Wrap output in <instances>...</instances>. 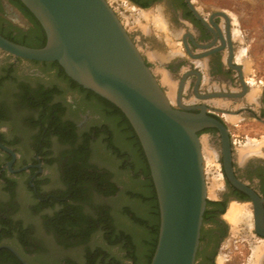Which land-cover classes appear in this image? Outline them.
<instances>
[{"label":"flooded vegetation","instance_id":"flooded-vegetation-1","mask_svg":"<svg viewBox=\"0 0 264 264\" xmlns=\"http://www.w3.org/2000/svg\"><path fill=\"white\" fill-rule=\"evenodd\" d=\"M128 1L143 9L140 11L162 10L168 22L169 32L160 29L156 32L153 28L146 30L145 25L143 28L135 26V31L126 28L166 92L160 74L163 78L167 75L173 79L170 86L174 95L173 100L170 99L175 107L179 108L180 101L187 107H193L192 111L198 112L199 107L205 105L207 112L222 120L226 126L227 120L220 113L231 115L229 117L231 121L242 118L264 126V82L253 88V82L246 78L243 63L237 60L241 53L242 56L246 55V48L241 45L243 34L237 31L230 10L223 6L224 0ZM21 2L0 0L2 35H11L15 39L29 38L33 35L32 28L27 23V17L29 18L31 14ZM148 8L155 9L145 10ZM155 47L164 53L159 51L154 53L152 49ZM169 51L172 54L168 53ZM166 52L169 55H166ZM157 53L170 57L161 61ZM31 62L53 61L24 59L0 48V67L13 64L24 69L25 77L20 83L22 86L19 90L29 109L33 110L36 103L44 104L46 107L50 100H46L47 91H42L43 93L40 91L38 94L34 91L36 88L44 90L47 85L34 80L41 74L35 68L26 66V63ZM155 65L160 68V73ZM4 83L0 75V188L16 189L20 180L26 176L28 185L37 195V199L40 202H49L48 195L52 194L48 193L45 196L40 194L39 180L45 173L43 150L46 148L47 140L54 138L52 137L54 133L45 125L42 126L39 135L33 130L30 141H33L36 135L39 147L35 148L33 157L26 158L24 152L18 148L25 138L16 132L11 124L14 110L4 101ZM60 117L64 119L63 115ZM81 117V121L75 124L76 130L93 115L86 112L81 114ZM208 132L215 133H210L209 138L216 136L218 140L220 139L215 128L204 129L200 134ZM251 142L262 144L263 140ZM231 145L235 176L259 195L264 208V152L258 155L261 148L259 147L258 151L254 152L256 154L252 153L254 155L242 158L237 155L232 139ZM220 160L221 187L208 197L195 264H253L258 253V263L264 264V234L257 228L254 202L249 194L231 183L226 175L221 155ZM235 204L243 207V213L251 214L249 221L229 218L230 209ZM260 229L264 231V227ZM32 236L31 228L27 227L24 221H19L15 205L4 202L0 196V264H31L25 248L31 245ZM20 242L26 247L21 246ZM257 247H261L262 252L259 249L256 252Z\"/></svg>","mask_w":264,"mask_h":264},{"label":"rangeland","instance_id":"rangeland-1","mask_svg":"<svg viewBox=\"0 0 264 264\" xmlns=\"http://www.w3.org/2000/svg\"><path fill=\"white\" fill-rule=\"evenodd\" d=\"M108 1L117 11L125 26L131 31H135V26L143 28L145 25L146 29L153 28L157 32L158 27L155 28L156 25L152 20L145 16L146 12L149 11H140L143 9L128 0ZM223 6L230 10L237 31L243 34L241 45L246 48V55L242 56L241 53L237 60L243 63L247 80L253 82V88H257L264 82V0H224ZM151 9L155 8L145 10ZM21 18L25 21L23 17ZM27 23L33 31L30 38L37 37L38 30L31 16L27 17ZM152 51L161 52L162 50L155 47ZM26 66L38 70L41 75L36 76L34 80L47 85L44 90L36 88L34 91L37 94L40 91L50 93L48 108H46L47 106L44 107V104L36 103L35 109H29L28 103L21 97L20 91L22 86L20 83L25 77L24 69L15 67L13 64H5L0 67V75L5 82L3 85L4 101L14 110L11 124L16 132L25 138L26 142L19 144L18 148L24 152L26 158L33 157L35 148L39 147L36 135L42 131L43 125L54 133L52 136L54 138L47 140L46 148L43 150L45 173L39 180L40 194L45 196L51 193L52 195H48L50 197L49 202H40L37 195L29 187L25 176L23 180H20L16 189L0 188V196L4 202H11L15 205L19 221H24L26 226L32 230L31 245L26 247L20 242L21 246L26 247L25 250L26 253L28 252L27 256L31 264H84L88 252L98 248L108 252L110 258L116 257L122 264H144L146 258L144 255L138 259V263H135L134 259L128 256V252L122 244L111 242L100 221L101 209L104 208L110 212L113 225L118 231L123 230L131 233L137 243L147 237L146 228L135 222L126 210L132 209L140 214L145 212L146 208L151 209V206H149L150 203L144 202L143 199L134 195L135 192L148 190V185L144 180L143 161L139 149L131 133L127 130L122 117L114 114L98 97L75 86L52 62H31L26 63ZM155 67L160 73V68L156 65ZM160 77L167 92L170 91L173 94L174 91L170 86L173 79L169 78L170 81L167 83L162 74ZM48 93L46 94L48 95ZM40 99L42 100V98ZM52 108L58 110L55 115L59 118L57 124H54L55 118L51 117ZM86 112H89L93 117L87 119L82 127L76 130L75 124L81 121V114ZM220 114L227 120L237 155H240V149L245 147L248 142L254 143L251 141L256 142V140H263L262 144L259 143L261 148L260 153L257 154L260 155L264 152L263 125L242 118L231 121L229 120L231 115ZM61 115L64 119H61ZM67 124L75 125L78 143H81L85 138L88 139L90 170H95L106 177L103 188L97 187L98 182L85 186L88 196L86 202H83L82 199L78 202L75 201L83 206L85 213L91 215L98 222L84 242L76 239L67 241L60 232L62 229L60 222L57 223L60 218L58 213L63 209L61 201L66 203L68 200V197L60 195L68 191L69 188L65 165L72 146L63 141L58 134V130L63 129V126ZM33 130H35L36 135H34L33 141H30ZM210 133L215 134L208 132L203 133V136L210 135ZM109 137L119 148V152L111 147ZM208 139L213 147L220 150L221 144L218 137L212 136ZM121 152L124 153L125 157L121 155ZM204 164L210 190L213 175L217 174L219 177L222 175L220 156L218 160H214L213 165L209 164L207 159H205ZM113 184L118 188L117 191L106 193L107 187ZM209 194L212 195L210 191ZM97 264H102V262L98 260Z\"/></svg>","mask_w":264,"mask_h":264},{"label":"water","instance_id":"water-1","mask_svg":"<svg viewBox=\"0 0 264 264\" xmlns=\"http://www.w3.org/2000/svg\"><path fill=\"white\" fill-rule=\"evenodd\" d=\"M42 25L46 43L32 47L0 33V48L24 59L57 61L85 89L115 104L133 126L149 163L160 210L150 264H195L209 197L200 131L220 136L227 177L250 195L264 231L262 199L234 174L229 128L201 105L175 107L108 0H21ZM209 138V135H206ZM1 143V142H0Z\"/></svg>","mask_w":264,"mask_h":264},{"label":"trees","instance_id":"trees-1","mask_svg":"<svg viewBox=\"0 0 264 264\" xmlns=\"http://www.w3.org/2000/svg\"><path fill=\"white\" fill-rule=\"evenodd\" d=\"M21 2V0H18ZM22 3V2H21ZM23 4V3H22ZM25 6V5H24ZM28 12L31 14V17L34 19L36 24V29L38 30L37 37L28 38L24 37L22 39H15L11 35H6L5 37L32 47H42L46 43V33L37 20V18L31 13V11L26 7ZM48 63V62H46ZM55 66H57L61 73L66 76L75 86L80 87L82 90L88 92L90 95L98 97L101 101H103L106 106L112 110V112L116 115L122 117L124 124L127 126V130L131 133L132 138L135 140L136 145L139 149L140 157L143 161V171H144V180L147 182L148 190L133 192L134 195L143 199L144 202L150 203V208H146L143 213H136V211L132 209H126L127 212L133 217V220L142 226H144L147 230V237L143 238L141 242L137 243L134 236L131 233L126 231H118L116 227L113 225V218L110 215V212L107 210L101 209V217L100 221L103 224L106 235L109 237L110 241L113 243L122 244V246L127 250V254L129 257L134 259L135 263H138V259L143 255L145 258L144 264H150L156 245L158 241L159 235V227H160V210L159 203L157 199L155 185L151 176V171L149 167V163L147 161L146 155L144 153L141 142L131 125L130 121L126 117V115L118 108L115 104L110 102L109 100L101 97L96 94L92 90L85 89L83 86L79 85L76 81L70 78L64 71L63 67L57 61L52 62ZM50 95H47V101H49ZM48 108V106L46 107ZM58 110L56 108L51 109V117L54 119V124L59 123L58 116L55 117ZM58 134L61 136L62 140L71 144L72 150L69 152V158L65 165L66 170V179L68 184V191L61 194L60 196L68 197L67 202L61 201L63 204V209L58 215H60L59 221L62 237L66 238L67 241L76 239L79 241H86L89 237L90 233L96 227V219L92 218L91 215L85 213L84 208L81 204H77L75 201L83 200V202L88 200V196L86 195L87 188L85 187L88 184L93 182H98V186L103 188L105 176L101 175L95 170H90L91 166L88 162L89 156V143L88 139H83L81 143H78L77 134L75 131V125L67 124L63 126V129L58 130ZM111 147L115 148L116 152H119V148L113 143L111 137H109ZM123 157L124 153L121 152ZM117 187L113 185H109L105 190L106 193H114L117 191ZM147 212V213H146ZM98 260L102 262V264H122L117 260L116 257H109L108 252H105L101 248L96 250H90L87 254V259L84 264H97Z\"/></svg>","mask_w":264,"mask_h":264},{"label":"bare ground","instance_id":"bare-ground-1","mask_svg":"<svg viewBox=\"0 0 264 264\" xmlns=\"http://www.w3.org/2000/svg\"><path fill=\"white\" fill-rule=\"evenodd\" d=\"M162 11V10H161ZM160 10H156V11H149V12H146V14L145 13H143V14H145V16L147 17V18H149V19H151L152 21H153V23H154V25H156L155 26V28H157V29H160V30H163V31H165V32H167L168 31V26H167V23L168 22H166V19L164 18V16H163V14H162V12H161ZM145 27V29H146V26H144ZM147 28H148V25H147ZM147 30V29H146ZM171 31V30H170ZM164 32V33H165ZM169 32V31H168ZM165 35L166 36H169V34L168 33H165ZM156 52H158V51H156ZM154 53H155V51H154ZM170 54H172L171 52H169ZM159 53H157V55H158ZM156 55V54H155ZM160 55V59H161V61H164V60H166L168 57H170V56H166V55H169V54H167L166 53V55H164V54H159ZM170 77L169 76H165V80H168V81H170V79H169ZM167 81V82H168ZM169 83V82H168ZM169 96H170V98L173 100V95H174V93L173 94H171L170 93V91H169ZM255 94V93H254ZM202 140H203V144H204V156H205V159H207L208 160V162H209V164H212L213 162H214V160L215 159H217L218 160V154H217V150H216V148L215 147H213L211 144H210V142H209V139H208V136H204L203 138H202ZM260 142H258L257 144H255V143H251V144H249V146H245V149H243V150H241L240 151V154H241V157L242 158H244V157H246L247 155H249L251 152L252 153H254V152H256V151H258V149H259V147H261L260 146V144H259ZM215 164V163H214ZM213 165V164H212ZM211 185H210V190H209V185H208V193H209V191H210V193L211 194H214L215 193V191H216V189L217 188H220L221 187V181H220V179H219V176L216 174H214L213 175V177L211 178ZM210 195V194H209ZM242 209H243V207H241V206H238V205H232V207H231V209H230V212H229V218L230 219H233V220H236V219H247V221H249L250 219H251V214L250 213H248V212H246V213H243V211H242ZM251 222V221H250ZM258 249H259V251H261L262 252V250H261V247H257V249H256V252L258 251ZM260 252V253H261ZM261 256V255H260ZM259 253H258V256H257V259H256V261L254 260L253 261V264H259L258 262H259Z\"/></svg>","mask_w":264,"mask_h":264},{"label":"crops","instance_id":"crops-1","mask_svg":"<svg viewBox=\"0 0 264 264\" xmlns=\"http://www.w3.org/2000/svg\"><path fill=\"white\" fill-rule=\"evenodd\" d=\"M249 144H251V143H250V142H248V143H247L245 146H249ZM243 149H245V147H243V148H242V149H240V150H243ZM250 154H252V152H251ZM250 154H249V155H250ZM240 156H241V154H240ZM247 156H248V155H247ZM247 156H246V157H247Z\"/></svg>","mask_w":264,"mask_h":264}]
</instances>
